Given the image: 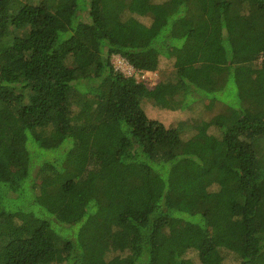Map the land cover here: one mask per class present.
<instances>
[{
    "label": "trees",
    "instance_id": "16d2710c",
    "mask_svg": "<svg viewBox=\"0 0 264 264\" xmlns=\"http://www.w3.org/2000/svg\"><path fill=\"white\" fill-rule=\"evenodd\" d=\"M263 208L264 0H0V264H264Z\"/></svg>",
    "mask_w": 264,
    "mask_h": 264
},
{
    "label": "rangeland",
    "instance_id": "374dc122",
    "mask_svg": "<svg viewBox=\"0 0 264 264\" xmlns=\"http://www.w3.org/2000/svg\"><path fill=\"white\" fill-rule=\"evenodd\" d=\"M146 26L148 25L147 19H141ZM184 26H189L188 23L183 22ZM146 34L145 29H140L133 32V38L137 39ZM260 62V61H259ZM111 63L115 70L121 72L125 76H132L136 81L142 82L146 85L148 89L153 88L159 81H165L173 78V68L170 60L165 59L164 57H160L158 68L155 72H146L144 74H139L136 72L124 59L119 56H113L111 58ZM143 110L147 114V116L151 120H156L162 123L164 126L169 127L175 125L181 121H193L194 125L199 124L201 122L210 123V128L208 130L209 134H216L218 130L215 128L216 123H222L228 125L232 122L234 115L232 114V110L229 109L221 102H216L213 104L211 109H204L202 104L194 103L187 110H178V111H168L164 109H159L154 107L150 102H144ZM184 139H191L194 141H203L204 140V132L195 133V131L187 128L183 135ZM50 181L45 180L41 182L40 188L45 185H49ZM264 209V208H263ZM184 224L181 222H175L171 224V227L176 230L183 227ZM234 254H230L225 262L226 264H234Z\"/></svg>",
    "mask_w": 264,
    "mask_h": 264
}]
</instances>
